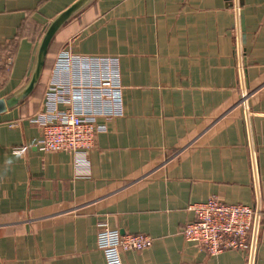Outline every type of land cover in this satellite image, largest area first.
<instances>
[{
    "label": "crops",
    "instance_id": "obj_1",
    "mask_svg": "<svg viewBox=\"0 0 264 264\" xmlns=\"http://www.w3.org/2000/svg\"><path fill=\"white\" fill-rule=\"evenodd\" d=\"M76 1L0 0V98ZM63 50L120 62L124 112L98 119L84 173L42 152L32 122ZM212 196L255 209L245 252L184 239L190 205ZM102 223L154 239L122 264H264V0H98L56 36L34 95L0 115V264H106Z\"/></svg>",
    "mask_w": 264,
    "mask_h": 264
},
{
    "label": "built area",
    "instance_id": "obj_2",
    "mask_svg": "<svg viewBox=\"0 0 264 264\" xmlns=\"http://www.w3.org/2000/svg\"><path fill=\"white\" fill-rule=\"evenodd\" d=\"M12 64L11 59L5 61L8 70ZM123 112L119 58L63 50L53 64L44 112L32 120L41 129L38 147L45 153H72L77 157V169L84 173L89 168L86 155L95 147L98 134L105 130L98 119L120 117ZM189 209L194 219L183 229L187 242L213 256L227 250L248 249L256 216L253 207L229 204L212 196ZM153 243L149 235H122L104 223L98 226L97 248L106 264H122V253H140Z\"/></svg>",
    "mask_w": 264,
    "mask_h": 264
},
{
    "label": "water",
    "instance_id": "obj_3",
    "mask_svg": "<svg viewBox=\"0 0 264 264\" xmlns=\"http://www.w3.org/2000/svg\"><path fill=\"white\" fill-rule=\"evenodd\" d=\"M97 1L77 0L42 29L35 42L28 72L22 86L7 97L0 98V115L22 106L34 95L45 68L50 46L56 36L67 25L88 11Z\"/></svg>",
    "mask_w": 264,
    "mask_h": 264
}]
</instances>
